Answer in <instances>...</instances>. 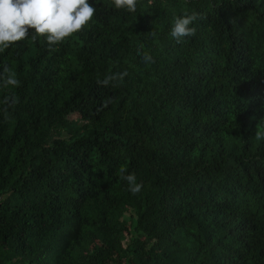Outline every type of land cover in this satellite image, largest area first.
<instances>
[{"label": "trees", "instance_id": "16d2710c", "mask_svg": "<svg viewBox=\"0 0 264 264\" xmlns=\"http://www.w3.org/2000/svg\"><path fill=\"white\" fill-rule=\"evenodd\" d=\"M89 3L63 43L0 53V264H264V0Z\"/></svg>", "mask_w": 264, "mask_h": 264}, {"label": "clouds", "instance_id": "9594fccd", "mask_svg": "<svg viewBox=\"0 0 264 264\" xmlns=\"http://www.w3.org/2000/svg\"><path fill=\"white\" fill-rule=\"evenodd\" d=\"M109 3L117 10L134 13L138 0H109ZM95 13L96 8L89 0H0V53L13 43L27 39L30 33L33 41L43 37L50 46L63 43L66 38L83 31ZM203 18L202 14L195 11L174 17L170 28L171 37L181 43L185 37L194 36L196 29L190 25ZM150 35L155 36V33L150 31ZM142 59L145 63H154L149 53H142ZM127 74V71H123L98 80L97 83L107 86L110 80L123 79ZM0 82L5 88L20 85L15 73L7 65L0 73ZM17 102V98L7 96L3 101L8 107ZM4 111L6 112L7 108ZM262 129L264 125L257 124L254 134L257 141L264 140ZM118 172L120 179L127 182L129 192L135 195L141 191L143 185L137 183L134 174H126L127 169L124 166H121Z\"/></svg>", "mask_w": 264, "mask_h": 264}, {"label": "rangeland", "instance_id": "374dc122", "mask_svg": "<svg viewBox=\"0 0 264 264\" xmlns=\"http://www.w3.org/2000/svg\"><path fill=\"white\" fill-rule=\"evenodd\" d=\"M73 118H77V117L73 116ZM73 118H72V119H73Z\"/></svg>", "mask_w": 264, "mask_h": 264}]
</instances>
